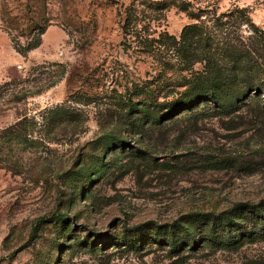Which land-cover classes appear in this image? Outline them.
I'll list each match as a JSON object with an SVG mask.
<instances>
[{"label": "rangeland", "instance_id": "374dc122", "mask_svg": "<svg viewBox=\"0 0 264 264\" xmlns=\"http://www.w3.org/2000/svg\"><path fill=\"white\" fill-rule=\"evenodd\" d=\"M263 61L264 0H0V264H264ZM220 211L183 263L140 231Z\"/></svg>", "mask_w": 264, "mask_h": 264}, {"label": "trees", "instance_id": "16d2710c", "mask_svg": "<svg viewBox=\"0 0 264 264\" xmlns=\"http://www.w3.org/2000/svg\"><path fill=\"white\" fill-rule=\"evenodd\" d=\"M185 27L186 26H184V28ZM22 28V31L26 35H30L31 38H36L34 43H28V46L30 47L31 45H36L38 43L39 40L38 36L36 35H39L44 31L45 24L34 20L33 22L28 23L27 25H23ZM261 63L264 64V61ZM213 65H215L216 69L219 70L227 69L225 63L223 62L215 63ZM240 65L241 63L236 60L234 66L235 69L240 68ZM225 77L226 80L230 81V78H228L227 76ZM214 82V80H205L203 84H205L206 89L194 93V96L192 95L190 97L191 102H208L211 103L210 105L215 110L222 111V109L224 108L222 101L227 98L228 94L225 89H223ZM254 85L260 87L264 85V82L256 83ZM190 89L184 92L191 91L192 89ZM185 103L187 104V101L181 102L176 109H179L178 111H181L185 108ZM243 204L246 205L247 203ZM251 208H253L252 210L255 211L254 213H258L261 209H264V200H261L258 203H254ZM239 210L242 211V209ZM226 214L229 213L226 211H220L219 213L206 212L191 214L188 220L185 218H180L167 224L149 223L147 224V226L143 228L141 227L140 231L144 233V231L146 230L145 233H147V236L145 238L152 240L153 243L156 245L158 244L161 247L163 246L166 251L170 252V254L174 256L179 263H183L188 260L198 250L200 246H204V244L210 247V249H217L223 246H230V244L233 243L229 241V239L227 238V233L225 231L217 230L226 223L227 220L224 219V215ZM212 228L214 230H212ZM211 231L215 232L216 236L211 235ZM242 234L245 235L246 233ZM145 238L143 237L142 239ZM210 238L212 239L211 241ZM142 239H138L134 243H138L139 241V244H141V242L143 243Z\"/></svg>", "mask_w": 264, "mask_h": 264}]
</instances>
